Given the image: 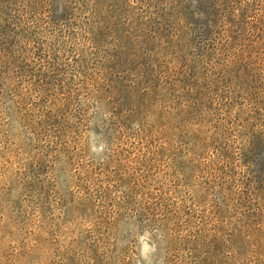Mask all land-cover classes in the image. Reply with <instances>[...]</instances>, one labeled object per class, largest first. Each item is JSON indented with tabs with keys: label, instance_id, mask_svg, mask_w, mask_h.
<instances>
[{
	"label": "rangeland",
	"instance_id": "1",
	"mask_svg": "<svg viewBox=\"0 0 264 264\" xmlns=\"http://www.w3.org/2000/svg\"><path fill=\"white\" fill-rule=\"evenodd\" d=\"M102 2L0 0V264H264V0Z\"/></svg>",
	"mask_w": 264,
	"mask_h": 264
},
{
	"label": "trees",
	"instance_id": "2",
	"mask_svg": "<svg viewBox=\"0 0 264 264\" xmlns=\"http://www.w3.org/2000/svg\"><path fill=\"white\" fill-rule=\"evenodd\" d=\"M63 3H65L69 11L73 13L71 18L77 19V21L81 24L80 29H82L85 33L91 34L93 32V30H86L85 27L87 26L96 25L104 27L105 25L110 24L113 19H116L115 16L112 15L113 13L115 14V11L103 3L102 0H63ZM8 4H10L12 7L15 6L14 1ZM34 5L38 8H41V5H45V3L40 4L39 2H35ZM72 13L68 15V18H70ZM76 13L78 14L76 15ZM84 24L85 26H83ZM14 26L15 30L18 29L17 24ZM89 39V37H86V40L89 41Z\"/></svg>",
	"mask_w": 264,
	"mask_h": 264
}]
</instances>
